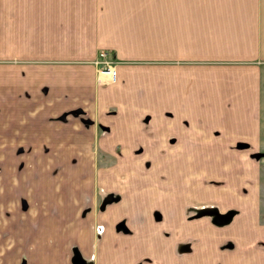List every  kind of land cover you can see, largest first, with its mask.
Segmentation results:
<instances>
[{
    "label": "crops",
    "instance_id": "1",
    "mask_svg": "<svg viewBox=\"0 0 264 264\" xmlns=\"http://www.w3.org/2000/svg\"><path fill=\"white\" fill-rule=\"evenodd\" d=\"M200 3L0 0V187L21 182L5 177L8 155L83 152L77 144L85 137L106 152L161 154L160 249L167 258L160 264H169V253L171 264H183L189 254L177 239L186 184L199 187L207 177L217 195L224 180L225 190L250 199L264 186V167L252 158L264 154V0ZM100 53L114 80L96 64ZM10 206L1 218L21 214L19 204ZM110 206L87 220L106 225L97 264L125 260L115 258L123 237L112 231ZM57 215L56 223L48 221L51 234L90 249L86 223H62ZM241 216V229L208 232L222 244L236 241L241 264H255L264 257V223L253 204ZM8 228L2 222L0 233Z\"/></svg>",
    "mask_w": 264,
    "mask_h": 264
},
{
    "label": "rangeland",
    "instance_id": "2",
    "mask_svg": "<svg viewBox=\"0 0 264 264\" xmlns=\"http://www.w3.org/2000/svg\"><path fill=\"white\" fill-rule=\"evenodd\" d=\"M158 1L154 0V5ZM200 2V5H225V0ZM184 5H196L195 0H184ZM99 139L98 143H102L104 138ZM95 141L90 136L77 144L83 152L8 155L10 166L8 173L4 172L5 177L21 182L0 187V205L4 197V208L0 210L7 211L16 202L22 211L17 218H11V211L0 217V224L5 221L9 227L7 232L0 233V264H29V256L33 264H79L78 261L97 264V249L106 225L87 220L92 213H103L109 204L114 207L117 218L112 231L123 237L120 247L116 245L119 248L116 260L125 259L122 264H160L162 257L167 258L160 249L161 223L166 220L161 210L160 190L166 183L162 178V155L106 152ZM252 158L261 161L264 167V154L252 155ZM2 174L0 169V179ZM261 180L264 182V168ZM192 181L183 188L186 212L181 217L182 231L177 239L189 254L183 256V264H241L238 243H220L214 239V230L208 232V226L234 225L241 229L246 226L241 213L252 204L260 210L262 225L264 186L250 199L241 190L234 195L231 190H225L227 181L224 180L218 182L217 195L210 193L215 183L207 177L201 179L199 187ZM91 198L97 199L99 205L92 204ZM57 213L63 217L62 223L76 219L86 223L92 241L90 249H80L75 242L66 241L61 233L51 234L53 226L48 221L52 219L56 223ZM52 236L54 241L49 242ZM206 245L213 248L205 249ZM171 255L169 264L171 260L175 262ZM253 263L263 264L264 257L255 258Z\"/></svg>",
    "mask_w": 264,
    "mask_h": 264
},
{
    "label": "built area",
    "instance_id": "3",
    "mask_svg": "<svg viewBox=\"0 0 264 264\" xmlns=\"http://www.w3.org/2000/svg\"><path fill=\"white\" fill-rule=\"evenodd\" d=\"M106 54L100 53L96 64L100 66L102 74L108 75L112 80L115 79V71L112 63L105 60Z\"/></svg>",
    "mask_w": 264,
    "mask_h": 264
},
{
    "label": "water",
    "instance_id": "4",
    "mask_svg": "<svg viewBox=\"0 0 264 264\" xmlns=\"http://www.w3.org/2000/svg\"><path fill=\"white\" fill-rule=\"evenodd\" d=\"M79 262V264H82L83 262L82 261H78Z\"/></svg>",
    "mask_w": 264,
    "mask_h": 264
}]
</instances>
